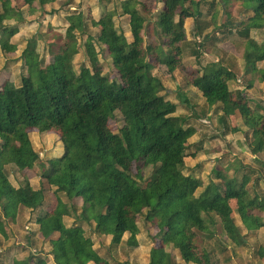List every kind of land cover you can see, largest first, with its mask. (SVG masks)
Listing matches in <instances>:
<instances>
[{"label": "trees", "instance_id": "obj_1", "mask_svg": "<svg viewBox=\"0 0 264 264\" xmlns=\"http://www.w3.org/2000/svg\"><path fill=\"white\" fill-rule=\"evenodd\" d=\"M29 14L36 7L42 9L54 0H21ZM224 1L225 0H221ZM228 1V0H227ZM249 3L241 7L245 14L237 21L221 24L242 30L245 45L241 59L245 76L254 71L257 80L264 82V70L257 63L264 61V44L250 38L251 29H264V0H229ZM162 9L151 28L152 41H147L148 17L142 2L131 4L126 14L132 37L122 45L110 33H100L97 41L106 48L118 80L111 84L102 74V68L93 53L88 62L93 69L89 75L80 66L76 73L73 65L77 38L85 34L83 14L66 30L59 47L47 46L48 61L30 41L29 51L21 54L25 73L19 83L5 82L0 89V234L5 232L6 220L17 215L19 207L29 209L43 241H50L49 255L53 264H107L94 249L93 241L85 235L83 223L94 224L98 235L109 236L110 246H118L127 233L132 245L138 233V219L143 217L155 230L159 243L150 251L148 264H173L167 248L177 250L185 264H211L209 253L200 245V235L212 238L218 218L222 232L230 240L244 235L235 222L237 215L247 232L264 226L253 214L264 212V199L256 191L260 177L248 184L257 173L239 161L215 170L217 183L203 187L202 181L184 174L189 139L196 130L187 117L176 115L178 103L167 98L160 77L152 75L154 68L172 78L175 71H186L185 20L194 22L201 17L200 7L206 0H159ZM10 0H0V53H11L15 46L11 37L18 32L5 21L17 19L23 23V11L11 6ZM150 15V13H149ZM101 23L106 26L102 19ZM75 29L78 34L74 33ZM197 32L200 33L196 27ZM79 36V37H78ZM59 40L62 36L57 37ZM197 37H194V41ZM87 42L92 46V38ZM190 58L195 59L193 55ZM236 75L225 67L192 75L187 82L203 98L207 106L219 114L218 122L226 132H239L231 127V117L239 118L245 138H249L252 154L264 153V115L250 105L243 89L231 91L228 83ZM237 94V96H235ZM185 96L180 103L187 102ZM118 112L123 129L113 133L109 121ZM54 132L62 143L60 157L41 161L29 138V130ZM200 148V146H199ZM195 151L192 153L196 155ZM18 170L39 169L40 178L50 188L56 203L40 215L44 207L43 188L28 193L24 187H12L7 180L6 167ZM233 170L230 175V171ZM240 173V178L236 174ZM78 198L80 212L65 203ZM236 201L232 208L231 200ZM76 214V222L66 226L64 218ZM79 221V222H78ZM238 236V237H239ZM257 255L264 258V245ZM12 264H48L45 257L29 255L15 259Z\"/></svg>", "mask_w": 264, "mask_h": 264}, {"label": "rangeland", "instance_id": "obj_2", "mask_svg": "<svg viewBox=\"0 0 264 264\" xmlns=\"http://www.w3.org/2000/svg\"><path fill=\"white\" fill-rule=\"evenodd\" d=\"M10 1L12 7L22 9L24 22L17 23V19L5 21L7 26L15 27L18 32L10 39V42L15 46L14 51L0 53V89L5 82L19 83L20 76L25 73L20 57L23 52L29 51L30 41L33 38L36 43L34 49L48 61L45 48L49 45L59 47L64 44V34L72 22L76 21L78 13L83 14V22H85L86 27L85 34L77 38L76 53L73 60L74 69L76 73H79L80 66L84 65L86 67L85 73L90 75L93 69L88 58L94 53L102 68V74L113 84L115 80H118V75L112 66L105 46L97 41L98 35L102 32L103 34L110 33L112 37L119 39L122 45L130 43L132 37L126 11L131 4L142 2L146 6L148 17L152 18L147 30L149 35L145 39L152 41L151 28L158 12L162 9L159 0H54L42 9L36 7L35 12L29 14L27 7L22 4L21 0ZM241 5L243 7L250 6L249 3ZM241 5L229 0H225L224 3L221 0H206V3L200 7L201 17L196 22L192 19L187 20V24L184 26L186 37L188 35V39L186 38L184 43L186 48L185 63L188 66L185 73L177 70L172 78L164 75V71L157 68L152 69L151 73L161 78L167 98L178 103L176 115L187 117L188 124L197 130L196 134L189 139L183 168L184 174H190L202 181L203 187L196 191V195H199L209 183L218 182L215 175L217 168L226 167L228 164L233 169L235 167L234 162L239 161L242 165L249 166L257 172L252 176L247 187L250 196H254V193L251 192L253 186L251 182L259 176L260 181L256 191L261 199H264V153L258 160L261 165L257 163V160L252 159L251 156L253 155L249 149L251 139L245 138L244 131L246 128L243 127L242 121L240 122L239 118L231 117L230 126L237 127L236 125L239 124L244 130L226 132L218 122V114L213 112V108L210 110L207 108L197 90V92L193 91L187 95L188 101L185 103L179 102L180 98L176 92L180 87H184L183 84L185 81H189L192 75H201L202 71L222 67L221 63L214 62V55L219 57L223 54L222 59L224 61L229 53L233 54L232 57L234 58L238 56L241 58L242 49L245 45L242 32L239 29L221 25L231 19L233 23L234 20L242 19L245 12ZM155 14L156 17L154 18ZM102 19L106 22L105 29L101 23ZM196 27L200 31L198 34H194L197 32ZM74 33L77 35L78 30L75 29ZM58 36H62V39L59 40ZM89 36L94 43L92 46L87 42ZM194 37H197L196 41H194ZM253 37L258 39L259 43L264 44V32L253 34ZM193 55L196 56L195 59L190 58ZM207 63L209 65L203 69ZM257 64L261 66L260 70H264V61ZM232 71L236 75L235 77L240 79V82L236 80L235 84L240 89L246 86L250 74L245 76L242 66L240 67L236 63L232 66ZM251 75L253 79H257L254 71ZM177 81L182 84L179 88ZM230 88L234 89L236 86L230 83ZM263 89L258 91L260 94L256 96H249V100L250 105L264 115ZM109 126L111 131L117 134L123 129V120L118 112H116L115 118L109 121ZM29 138L43 162L60 157L63 153L62 143L57 133H41L31 129L29 130ZM198 144H200V148L197 146ZM195 151H199L196 157L192 155ZM6 172L7 180L12 187L22 186L28 193L43 188L45 201L43 209L40 210V215L53 208L56 203L53 188L46 186L45 181L40 178L38 167L33 170L20 171L15 166L8 165ZM232 172L233 170L229 174L233 175ZM236 178H240V173L236 174ZM60 197L70 207L72 205L76 209V214L80 212L82 204L80 199L76 198L70 204L65 196L60 194ZM230 205L235 208L236 201L231 200ZM252 212L264 224V212H259L256 209ZM31 214L29 209L21 206L14 219L6 220L5 233L0 234V264H12L15 259H23L33 254L45 257L48 264H53L49 255L51 243L50 241H43L37 232L38 226L33 222ZM76 214L73 213L64 218L66 226H72L76 222ZM234 217L241 233L245 236L244 242L240 240L239 234L233 241L228 239L220 229L218 218H215L217 226L212 238L200 235L203 242L200 245L209 253L211 264H264V258L260 259L257 255L258 249L264 245V226L258 230L247 232L239 217L237 215ZM137 225L138 233L135 243L129 245L126 242L129 237V234L126 233L122 242L116 247L110 246L111 237L94 233L92 222L83 223L82 228L85 235L93 241L94 249L107 264H148L151 249L157 247L159 243L157 230L149 222L144 221L142 216L139 217ZM167 251L171 254L173 264H185L177 250L169 247Z\"/></svg>", "mask_w": 264, "mask_h": 264}, {"label": "crops", "instance_id": "obj_3", "mask_svg": "<svg viewBox=\"0 0 264 264\" xmlns=\"http://www.w3.org/2000/svg\"><path fill=\"white\" fill-rule=\"evenodd\" d=\"M187 20H191V18H188V19H186L185 20V25L187 24ZM239 31H241L242 32V30H239ZM259 32V34H262L263 32H264V29H251L250 30V33H249V35H250V38L252 39V40H254L257 44H259V45H262L261 43H259V41H258V39H256V38H254L253 37V34H256V33H258ZM187 39H188V35H187V37H186ZM222 55L223 54H221L219 57H218V55H214V62L215 63H221L222 64V66L223 67H225L226 69H228V70H230L232 73H233V71H232V66L233 65H235V63L238 65V66H242V68H243V66H244V62H243V60L241 59V58H239V56L238 57H236V58H234V57H232V55L233 54H231V53H229V55H227L226 56V59H225V61L222 59ZM212 56V55H211ZM227 62V63H226ZM207 65H209V63H207L206 65H204L203 66V69L205 68V66H207ZM190 66H192V65H190ZM193 67V66H192ZM202 68V67H201ZM257 68L258 69H261V66H259L258 64H257ZM192 69H194V68H192ZM184 73H185V71H183ZM203 72V71H202ZM242 76H243V74H242ZM250 78H249V80H251V86L250 87H247L246 89H245V91H244V94L250 99V97L249 96H256L257 94H260V92H258V91H260V90H262L263 88H264V83H259L258 82V80L257 79H253L252 77V75H250L249 76ZM185 79V78H184ZM237 80V82H240L239 80V78H237L236 77V79L235 80H232V81H230L229 83H228V86H229V89L231 90V91H236L237 89L238 90H240V87L239 86H237L236 84H235V81ZM188 82V81H187ZM186 81H185V83L183 84L184 85V87H180V89H177V93H178V97L180 98L182 95L183 96H185V98H187L188 96V94L190 93V92H193V91H196V89L193 87V86H191V85H189L188 83H187ZM230 83L232 84V85H235L236 86V88H234V89H231L230 88ZM164 85V84H163ZM182 84L180 83V82H178L177 81V86H178V88H179V86H181ZM165 87V86H164ZM244 88V87H243ZM243 88H241V89H243ZM264 90V89H263ZM197 92V91H196ZM188 99V98H187ZM207 108L210 110V109H212V107H210V106H207ZM218 117H219V114H218ZM240 122H241V119H240ZM238 128H240L241 130H244L241 126H239V124H237L236 125ZM244 127V126H243ZM246 131V130H245ZM196 132H197V130H196ZM196 134V133H195ZM198 147L200 146V144H198L197 145ZM199 153V151L198 152H196V155ZM196 155L194 156V157H196ZM253 156H251L252 157V159H254V160H257V163L258 164H260L261 162L260 161H258V160H260V158H261V156H262V153H258V154H252ZM256 158V159H255ZM228 165V164H227ZM226 165V166H227ZM261 165V164H260ZM254 170V169H253Z\"/></svg>", "mask_w": 264, "mask_h": 264}]
</instances>
